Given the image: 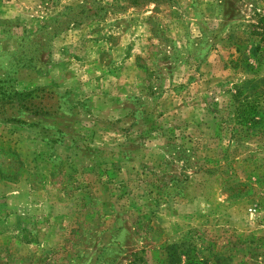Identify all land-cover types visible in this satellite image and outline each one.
<instances>
[{
    "label": "rangeland",
    "instance_id": "obj_1",
    "mask_svg": "<svg viewBox=\"0 0 264 264\" xmlns=\"http://www.w3.org/2000/svg\"><path fill=\"white\" fill-rule=\"evenodd\" d=\"M0 264H264V0H0Z\"/></svg>",
    "mask_w": 264,
    "mask_h": 264
},
{
    "label": "trees",
    "instance_id": "obj_2",
    "mask_svg": "<svg viewBox=\"0 0 264 264\" xmlns=\"http://www.w3.org/2000/svg\"><path fill=\"white\" fill-rule=\"evenodd\" d=\"M28 94L19 93L16 91H6L4 87L1 85L0 82V104L4 103V101H11L12 99L16 97H26Z\"/></svg>",
    "mask_w": 264,
    "mask_h": 264
}]
</instances>
